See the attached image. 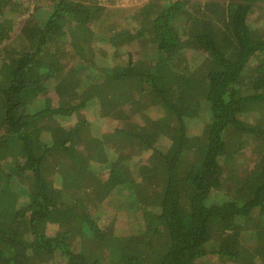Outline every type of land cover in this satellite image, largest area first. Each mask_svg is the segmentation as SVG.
<instances>
[{"label": "trees", "instance_id": "1", "mask_svg": "<svg viewBox=\"0 0 264 264\" xmlns=\"http://www.w3.org/2000/svg\"><path fill=\"white\" fill-rule=\"evenodd\" d=\"M262 2L0 0V264H264Z\"/></svg>", "mask_w": 264, "mask_h": 264}, {"label": "rangeland", "instance_id": "2", "mask_svg": "<svg viewBox=\"0 0 264 264\" xmlns=\"http://www.w3.org/2000/svg\"><path fill=\"white\" fill-rule=\"evenodd\" d=\"M122 1L124 2L125 5H127V7H128L129 9H134L135 7H137V6L141 5V4H143V3H144L145 1H147V0H122ZM137 1H138V2H137ZM133 2H135V3H133ZM261 5H264V2H262ZM130 6H131V7H130ZM0 50H1V49H0ZM189 108L193 109V108H194V105L191 104ZM67 127H68V126H67ZM14 137H15V136L10 135V139H11V140H15ZM5 139H6V138H5ZM8 152H12V150L9 149ZM50 224H52V223L50 222Z\"/></svg>", "mask_w": 264, "mask_h": 264}]
</instances>
